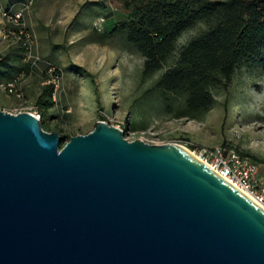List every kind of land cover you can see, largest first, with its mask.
Masks as SVG:
<instances>
[{"label": "water", "instance_id": "obj_1", "mask_svg": "<svg viewBox=\"0 0 264 264\" xmlns=\"http://www.w3.org/2000/svg\"><path fill=\"white\" fill-rule=\"evenodd\" d=\"M62 143L0 110V264H264V209L182 146Z\"/></svg>", "mask_w": 264, "mask_h": 264}, {"label": "rangeland", "instance_id": "obj_2", "mask_svg": "<svg viewBox=\"0 0 264 264\" xmlns=\"http://www.w3.org/2000/svg\"><path fill=\"white\" fill-rule=\"evenodd\" d=\"M151 1L156 0H104V9L97 10L82 0H0V73L9 74L10 67L20 70L14 83L22 93L18 99L1 87L0 110H38L44 125L61 135L62 146L105 121L124 130L131 142L175 143L188 151L195 146L235 149L264 172V36L230 82L212 88L210 110L189 115L181 95L152 89L175 67L184 48L214 23L198 21L180 36L173 55L145 76L146 59L128 42L127 28L133 9ZM171 1L198 10L220 0ZM101 17L106 22L99 31L94 25ZM49 67L60 71L61 80L53 104L46 102L40 110Z\"/></svg>", "mask_w": 264, "mask_h": 264}, {"label": "trees", "instance_id": "obj_3", "mask_svg": "<svg viewBox=\"0 0 264 264\" xmlns=\"http://www.w3.org/2000/svg\"><path fill=\"white\" fill-rule=\"evenodd\" d=\"M131 14L128 42L146 59L145 76L153 74L173 55L185 31L198 21H213L207 32L184 48L175 67L166 71L152 89L181 95L186 114L193 116L210 110L212 88L230 82L241 62L259 49L264 36V0H220L198 10H191L182 2L156 0L134 8ZM10 69L9 74L0 73V88L11 85L13 93L7 94L22 99L14 83L16 73L21 71ZM47 74L48 90L37 104L40 110L45 109L46 102L48 107L53 104L52 94L56 90L53 80L61 78L60 71L54 67H49ZM4 76L9 79L3 80ZM41 123L45 131L52 132Z\"/></svg>", "mask_w": 264, "mask_h": 264}, {"label": "built area", "instance_id": "obj_4", "mask_svg": "<svg viewBox=\"0 0 264 264\" xmlns=\"http://www.w3.org/2000/svg\"><path fill=\"white\" fill-rule=\"evenodd\" d=\"M106 20L104 17L99 18L95 22V27L102 31ZM61 78H54L53 82L58 88ZM2 90L6 93H13V86H2ZM20 98L21 96L18 95ZM32 108L17 109L12 114L21 112H29L39 118V114ZM190 152L210 167L213 171L218 173L221 177L226 179L236 188L245 193L255 203L264 209V172L261 166L249 156L238 153L235 149L225 146L211 148L207 146L192 147Z\"/></svg>", "mask_w": 264, "mask_h": 264}, {"label": "crops", "instance_id": "obj_5", "mask_svg": "<svg viewBox=\"0 0 264 264\" xmlns=\"http://www.w3.org/2000/svg\"><path fill=\"white\" fill-rule=\"evenodd\" d=\"M82 1H85L86 3H90V2H92V3H94V5H97V6H95V9H97V10H99V9H104L103 8V3H104V0H82ZM106 5H107V2H106ZM87 11H90L89 10V4H88V9H87ZM89 13V12H88ZM88 13L87 14H85V21L86 22H89V15H88ZM116 16H118V15H116ZM116 16H114V17H116ZM125 17V18H127V15H125V14H123V15H121V17ZM124 18V19H125ZM110 22H112V23H115L116 21H110Z\"/></svg>", "mask_w": 264, "mask_h": 264}, {"label": "bare ground", "instance_id": "obj_6", "mask_svg": "<svg viewBox=\"0 0 264 264\" xmlns=\"http://www.w3.org/2000/svg\"><path fill=\"white\" fill-rule=\"evenodd\" d=\"M40 118V117H39ZM184 148V147H183ZM184 149H186V148H184ZM187 150V149H186ZM188 151V150H187ZM188 152H190V151H188ZM192 155H194L195 156V154L194 153H192V152H190ZM196 157V156H195Z\"/></svg>", "mask_w": 264, "mask_h": 264}]
</instances>
